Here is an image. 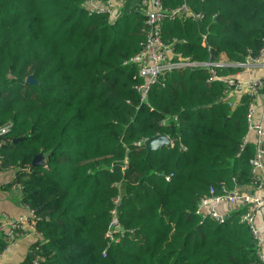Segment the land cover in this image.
<instances>
[{
    "label": "trees",
    "instance_id": "1",
    "mask_svg": "<svg viewBox=\"0 0 264 264\" xmlns=\"http://www.w3.org/2000/svg\"><path fill=\"white\" fill-rule=\"evenodd\" d=\"M83 1L0 0V125L11 123L0 165L15 169L38 217V264H259L237 211L223 223L186 212L210 185L249 182L253 144L237 155L247 98L229 105L206 68L180 67L140 103L136 66L123 64L145 37L140 0H124L114 19ZM186 4L202 21L163 25L165 40H185L175 43L183 55L239 60L262 45L264 0ZM160 133L170 146L135 144ZM39 153L45 164L31 165Z\"/></svg>",
    "mask_w": 264,
    "mask_h": 264
},
{
    "label": "built area",
    "instance_id": "2",
    "mask_svg": "<svg viewBox=\"0 0 264 264\" xmlns=\"http://www.w3.org/2000/svg\"><path fill=\"white\" fill-rule=\"evenodd\" d=\"M119 0H85L81 7L88 14H107L114 19L124 3L118 7ZM138 6L144 16L146 33L140 43L139 50L123 64L136 66L137 77L141 82L134 86L139 95L140 103L147 104L148 92L151 87L161 84V77L167 72L180 67H203L209 72L206 79L222 82L226 86L227 102L233 105L242 96L247 98L245 123L246 131L239 146L237 155L247 146L253 144L252 155L249 158L250 180L244 185L232 178L233 186L227 187L220 183L217 187L210 185L206 194L200 196L193 209H186L199 218V222L206 219L223 223L234 211L238 213V221L244 223L251 235L258 240L261 233L264 239V36L262 45L257 52H249L239 60L228 58L221 53L217 59L193 60L176 49V42H185L173 37L165 40L163 37V25L166 19L181 20L191 19L202 21L203 14L188 8L186 0L176 7H165L161 0H140ZM113 16V17H112ZM204 38L205 35H202ZM225 69L228 74H220L218 70ZM231 69V71H230ZM233 70V71H232ZM11 123L8 121L0 125V163L1 138L8 133ZM145 139L135 142L139 145ZM171 144V142H170ZM184 149V147H183ZM15 178V176H14ZM13 178V180H14ZM166 179L169 176L165 177ZM21 190V186L14 182ZM25 212L16 218H10L6 213L0 216V235L5 244L0 246V254L10 245L20 239L31 238L30 256L32 264H38L43 257L37 252L42 242L45 241L42 232L37 229L38 217L33 208L24 203ZM114 213V211H112ZM261 215V222H257V216ZM117 220L112 219L113 226ZM107 232L106 235H109ZM256 255L259 264H264V245L258 246Z\"/></svg>",
    "mask_w": 264,
    "mask_h": 264
},
{
    "label": "crops",
    "instance_id": "3",
    "mask_svg": "<svg viewBox=\"0 0 264 264\" xmlns=\"http://www.w3.org/2000/svg\"><path fill=\"white\" fill-rule=\"evenodd\" d=\"M121 3H123L121 0L117 2L118 7ZM15 173L14 168L0 165V216L6 213L10 218H16L25 212L21 190L13 182ZM257 222H261L260 214L257 216ZM31 242V238H24L8 246L0 254V264H21L30 255ZM259 245L261 247L264 245L262 233L259 237Z\"/></svg>",
    "mask_w": 264,
    "mask_h": 264
},
{
    "label": "water",
    "instance_id": "4",
    "mask_svg": "<svg viewBox=\"0 0 264 264\" xmlns=\"http://www.w3.org/2000/svg\"><path fill=\"white\" fill-rule=\"evenodd\" d=\"M26 82L37 83V81L33 78L32 75H28L26 77ZM17 140H20V138L14 139L13 142H16ZM143 145L147 149V151L158 150L161 149L163 146H170V140L167 135L160 133L146 138L143 141ZM44 164L45 160L42 153L36 154L31 160V165L33 166H43Z\"/></svg>",
    "mask_w": 264,
    "mask_h": 264
},
{
    "label": "rangeland",
    "instance_id": "5",
    "mask_svg": "<svg viewBox=\"0 0 264 264\" xmlns=\"http://www.w3.org/2000/svg\"><path fill=\"white\" fill-rule=\"evenodd\" d=\"M113 17V16H112ZM112 19V18H111ZM115 225H117V223L115 224Z\"/></svg>",
    "mask_w": 264,
    "mask_h": 264
}]
</instances>
